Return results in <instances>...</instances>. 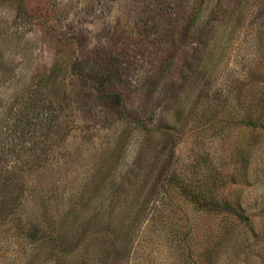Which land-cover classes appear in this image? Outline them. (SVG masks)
I'll return each mask as SVG.
<instances>
[{
  "label": "rangeland",
  "instance_id": "obj_1",
  "mask_svg": "<svg viewBox=\"0 0 264 264\" xmlns=\"http://www.w3.org/2000/svg\"><path fill=\"white\" fill-rule=\"evenodd\" d=\"M263 97L264 0H0V264H264Z\"/></svg>",
  "mask_w": 264,
  "mask_h": 264
},
{
  "label": "trees",
  "instance_id": "obj_2",
  "mask_svg": "<svg viewBox=\"0 0 264 264\" xmlns=\"http://www.w3.org/2000/svg\"><path fill=\"white\" fill-rule=\"evenodd\" d=\"M224 212H226L227 215H230L231 217H233V222L238 221L239 223L246 225V226L251 225V217L247 215L246 212L244 211L230 208V206L227 205V207H225Z\"/></svg>",
  "mask_w": 264,
  "mask_h": 264
}]
</instances>
